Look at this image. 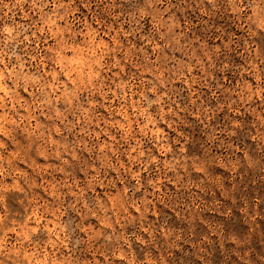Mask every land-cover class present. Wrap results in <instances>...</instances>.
<instances>
[{
	"label": "rangeland",
	"instance_id": "1",
	"mask_svg": "<svg viewBox=\"0 0 264 264\" xmlns=\"http://www.w3.org/2000/svg\"><path fill=\"white\" fill-rule=\"evenodd\" d=\"M0 264H264V0H0Z\"/></svg>",
	"mask_w": 264,
	"mask_h": 264
}]
</instances>
